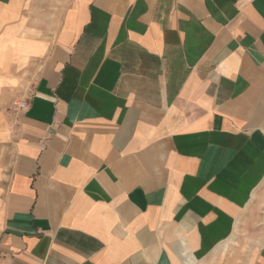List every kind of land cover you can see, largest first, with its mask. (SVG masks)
Listing matches in <instances>:
<instances>
[{
	"label": "crops",
	"instance_id": "obj_1",
	"mask_svg": "<svg viewBox=\"0 0 264 264\" xmlns=\"http://www.w3.org/2000/svg\"><path fill=\"white\" fill-rule=\"evenodd\" d=\"M0 264H264V0H0Z\"/></svg>",
	"mask_w": 264,
	"mask_h": 264
},
{
	"label": "built area",
	"instance_id": "obj_2",
	"mask_svg": "<svg viewBox=\"0 0 264 264\" xmlns=\"http://www.w3.org/2000/svg\"><path fill=\"white\" fill-rule=\"evenodd\" d=\"M30 99L26 98L25 100H22L20 102H17L15 104V109L16 110H20V111H25L29 108L30 106V102H29Z\"/></svg>",
	"mask_w": 264,
	"mask_h": 264
}]
</instances>
